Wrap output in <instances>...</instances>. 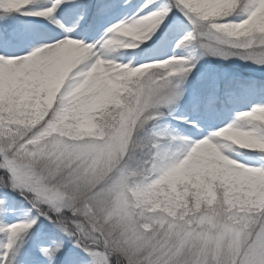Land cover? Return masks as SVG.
Returning <instances> with one entry per match:
<instances>
[{
  "label": "snow or ice",
  "instance_id": "1",
  "mask_svg": "<svg viewBox=\"0 0 264 264\" xmlns=\"http://www.w3.org/2000/svg\"><path fill=\"white\" fill-rule=\"evenodd\" d=\"M77 2L82 28L120 7L119 0H0L5 17L55 26V34L21 38L0 24V190L19 193L35 213L0 224L7 237L0 264H23V238L40 218L61 234L39 249L49 264L63 237L86 264H264V163L229 158L217 139L264 158V105L173 151L165 141L176 138L149 125L180 100L195 64L172 56L126 65L105 51L139 47L175 12L191 25L176 48L264 66V0H168L117 20L98 43L76 38L57 19ZM13 47L20 50H5Z\"/></svg>",
  "mask_w": 264,
  "mask_h": 264
},
{
  "label": "rangeland",
  "instance_id": "2",
  "mask_svg": "<svg viewBox=\"0 0 264 264\" xmlns=\"http://www.w3.org/2000/svg\"><path fill=\"white\" fill-rule=\"evenodd\" d=\"M168 0H119L120 7L117 11L105 19L94 23L90 27H80L83 20L80 19L79 3L63 7L57 15V19L66 28L74 29L76 38L87 43H98L105 35L106 29L117 20H127L135 17L140 9L149 4L146 13L156 10L166 4ZM0 24L8 22L14 28L16 34L25 38L36 32L55 34L54 25L41 18L26 17L21 14H13L5 17ZM139 14V15H140ZM144 15V14H143ZM191 31V25L179 13L170 17L162 31H158L146 43L132 49H116L109 51L115 58L114 62L138 66L156 60L167 59L172 56L185 58L194 63L195 67L186 79L181 81V98L176 103L163 109V116L149 125L151 132L159 133L162 136L175 140L165 141L171 143L173 151L181 146V141L195 142L199 133H213L222 128L224 116L229 117L230 124L236 121L239 113L251 110L258 105H264V66L242 60L238 57L223 59L217 56L203 55L197 48H176L175 45L180 37ZM19 51V47L5 49ZM254 92L255 99L248 100L249 92ZM127 96V94H125ZM217 114V115H216ZM215 115V117H212ZM143 135V133H142ZM224 152L229 158L245 163L249 166H259L264 163V158L257 152L240 149L238 146L224 142ZM10 194V193H8ZM11 204L9 213L12 214L16 205L23 199L19 193H11ZM6 195L0 190V200H5ZM33 218H0V224L8 225L19 221H26ZM57 229L43 218H40L33 231L24 236L21 249L33 237L40 238L39 249L48 246V241L53 237H59ZM58 232V231H57ZM29 240H26L25 238ZM65 237H63L64 239ZM7 243V237L0 233V253ZM72 243V242H71ZM20 249V251H21ZM70 258H78L81 264H86V258L74 247L61 250V254L52 264H68ZM18 259V257H17ZM23 264H49L48 260L39 262H27Z\"/></svg>",
  "mask_w": 264,
  "mask_h": 264
},
{
  "label": "trees",
  "instance_id": "3",
  "mask_svg": "<svg viewBox=\"0 0 264 264\" xmlns=\"http://www.w3.org/2000/svg\"><path fill=\"white\" fill-rule=\"evenodd\" d=\"M2 18H4V16L0 13V21L2 20ZM8 193H10V194H8ZM11 193L12 192L3 191V194L6 195V198L4 201L7 205V210L4 212H0V218H2V219L3 218H9V217L34 218L35 213H33L29 210V205L24 200L20 201V203L16 205V209L12 214L9 213V208H10L11 198H12L11 195H13ZM9 197H11V198H9ZM56 233L59 234L57 231H56ZM25 239L29 240L27 237ZM39 241H40V238H36V237L31 238L25 244L23 249H21L22 257H18V260L25 259V261H27V262H29V261L30 262H39L40 260H47V259H45L39 255V245H38ZM63 241H64V248H62V250L72 247V243L70 240H68V238L65 237L63 239Z\"/></svg>",
  "mask_w": 264,
  "mask_h": 264
},
{
  "label": "bare ground",
  "instance_id": "4",
  "mask_svg": "<svg viewBox=\"0 0 264 264\" xmlns=\"http://www.w3.org/2000/svg\"><path fill=\"white\" fill-rule=\"evenodd\" d=\"M49 2V0H41V3H48ZM146 8H144L143 9V14H146ZM139 14H140V12H138ZM143 14H140V15H143ZM33 18H35V17H33ZM133 18V17H132ZM106 51V58L108 59V60H111V61H113L114 62V60H115V58L112 56V54L108 51V50H105ZM246 99H248V100H253V99H255V95H254V92H249L248 93V96L246 97ZM217 115V114H216ZM212 117H215V115H212ZM230 119H229V117H226V116H224V118H223V120H222V125H224V126H227V125H229L230 124ZM223 126V127H224ZM211 133H207V132H205V133H199L198 135H197V137H198V139H202V138H206L207 136H209ZM217 139H219V140H222V138H217Z\"/></svg>",
  "mask_w": 264,
  "mask_h": 264
},
{
  "label": "clouds",
  "instance_id": "5",
  "mask_svg": "<svg viewBox=\"0 0 264 264\" xmlns=\"http://www.w3.org/2000/svg\"><path fill=\"white\" fill-rule=\"evenodd\" d=\"M225 139H230L232 140L233 143H238L241 146H244L246 141L244 140V138L242 137H237L234 134L230 133V132H225Z\"/></svg>",
  "mask_w": 264,
  "mask_h": 264
}]
</instances>
